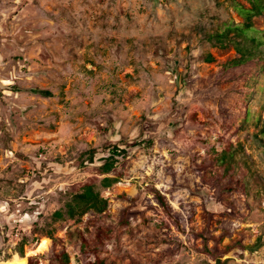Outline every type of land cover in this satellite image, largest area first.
I'll list each match as a JSON object with an SVG mask.
<instances>
[{
    "label": "rangeland",
    "instance_id": "rangeland-1",
    "mask_svg": "<svg viewBox=\"0 0 264 264\" xmlns=\"http://www.w3.org/2000/svg\"><path fill=\"white\" fill-rule=\"evenodd\" d=\"M232 1L0 0V264H264V13L235 66ZM87 183L107 209L53 219Z\"/></svg>",
    "mask_w": 264,
    "mask_h": 264
},
{
    "label": "trees",
    "instance_id": "trees-1",
    "mask_svg": "<svg viewBox=\"0 0 264 264\" xmlns=\"http://www.w3.org/2000/svg\"><path fill=\"white\" fill-rule=\"evenodd\" d=\"M249 4V8H244L241 4L233 2L234 10L243 18V23L234 24L230 22L229 24H225L223 29L215 34H212L208 37L209 41H213L215 45H219L221 47L227 46L228 44H232L237 54H239V58L233 62V65L239 66L244 64L250 58V52L247 51L239 40H235L234 37H243L248 38L250 42L255 43V46H258L260 41L251 33H257L251 24V19L254 16L261 15L264 13V0H245ZM230 33H233L230 36ZM206 61H212L210 55L206 57ZM43 95L48 96L49 92H41ZM264 135V133H262ZM225 146L220 147V151L223 153V157L226 154L224 152ZM124 150L120 148L118 145H113L109 147L108 156L103 158V164L100 166V173L102 175L109 174L114 165L117 162V157L124 155ZM221 153V154H222ZM118 180L113 177H104L100 181V188L107 189L111 187ZM161 199V198H160ZM107 209V201L106 199L100 196L99 190L95 187L94 184H84L80 190V192L74 194L70 201L65 203L63 209L56 210L52 217L55 220H62L64 218L74 219L76 217H80L87 213L88 211H92L95 213H103ZM81 253L87 257L95 254V242L91 241L88 238H81ZM20 256L23 257L22 252L20 251ZM57 264H68V256L64 251L56 253L54 255ZM25 264H38L37 257H27L25 258ZM85 264H112L108 263L103 259L95 258L93 261H86ZM217 264H223L219 260H217Z\"/></svg>",
    "mask_w": 264,
    "mask_h": 264
}]
</instances>
